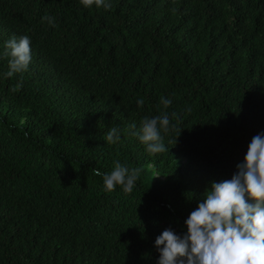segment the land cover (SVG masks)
<instances>
[{
    "label": "trees",
    "instance_id": "1",
    "mask_svg": "<svg viewBox=\"0 0 264 264\" xmlns=\"http://www.w3.org/2000/svg\"><path fill=\"white\" fill-rule=\"evenodd\" d=\"M106 3L0 0V264H158L156 238L185 234L264 133V0ZM24 35L31 62L6 77ZM164 112L151 154L132 133ZM116 160L141 169L130 193L93 174Z\"/></svg>",
    "mask_w": 264,
    "mask_h": 264
},
{
    "label": "clouds",
    "instance_id": "2",
    "mask_svg": "<svg viewBox=\"0 0 264 264\" xmlns=\"http://www.w3.org/2000/svg\"><path fill=\"white\" fill-rule=\"evenodd\" d=\"M82 3L85 7L93 4L98 8L111 7L106 0H82ZM43 20L50 26L55 23V18L47 14ZM4 55L10 57L6 77L26 71L32 59L29 36L9 39ZM21 88L22 83H18L11 91ZM143 103V99L137 101L138 106ZM160 103L166 109L172 101L161 97ZM175 128L164 112L144 117L140 130L132 134L146 146L147 152L157 154L166 151L161 131L167 133ZM120 138L116 127L110 128L105 137L112 144ZM92 171L94 175H102L106 191L121 186L124 192L130 193L141 169H130L116 160L110 173L96 168ZM185 226L187 231L183 235L165 229L156 238L158 264H264V133L252 138L243 163L237 165L231 179L211 184L203 201L185 220Z\"/></svg>",
    "mask_w": 264,
    "mask_h": 264
}]
</instances>
